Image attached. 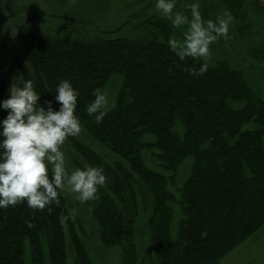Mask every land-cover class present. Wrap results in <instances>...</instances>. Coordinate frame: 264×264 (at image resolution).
<instances>
[{
  "label": "trees",
  "instance_id": "obj_1",
  "mask_svg": "<svg viewBox=\"0 0 264 264\" xmlns=\"http://www.w3.org/2000/svg\"><path fill=\"white\" fill-rule=\"evenodd\" d=\"M137 1V15L114 31L63 38L39 30L59 26L57 19L42 22L35 9L34 24L24 25L15 0H5L1 23L19 30L11 58L0 54V102L10 94L1 74L10 61L33 81L45 108L52 102L59 109L55 89L70 80L80 93L81 133L105 152L69 138L81 168L101 166L108 178L91 202L100 245L120 249L121 264H221L264 228V83L256 78L264 81V3L218 0L234 17L238 40L257 43L247 51L253 63L241 71L209 58L208 71L194 76L190 70L203 61H180L167 43L175 30L155 0ZM202 13L213 20L208 8ZM0 33L9 41L5 29ZM114 79L121 84L114 106L97 124L86 106L95 89L107 91ZM6 116L0 108V121ZM145 154L168 176L150 169ZM188 159L191 173L177 189ZM81 230L63 193L50 209L26 203L0 209V264H93Z\"/></svg>",
  "mask_w": 264,
  "mask_h": 264
},
{
  "label": "clouds",
  "instance_id": "obj_2",
  "mask_svg": "<svg viewBox=\"0 0 264 264\" xmlns=\"http://www.w3.org/2000/svg\"><path fill=\"white\" fill-rule=\"evenodd\" d=\"M155 8L175 30L167 41L171 52L180 61L202 60L199 69L192 68L190 74L203 76L209 69L212 45L221 38L229 39L232 14L226 11L215 20L204 19L199 0L187 5L188 11L178 10L177 0H155ZM41 96L32 80L21 78L14 81L9 98L0 102L7 113L0 121V209L23 203L34 210L50 209L65 190L85 203L98 199L99 189L107 183L101 166L70 170L63 151L69 138L82 132L77 114L79 90L70 80H61L54 97L58 110L52 102L47 108L42 106ZM93 96L86 112L99 124L112 106L105 89H95Z\"/></svg>",
  "mask_w": 264,
  "mask_h": 264
},
{
  "label": "rangeland",
  "instance_id": "obj_3",
  "mask_svg": "<svg viewBox=\"0 0 264 264\" xmlns=\"http://www.w3.org/2000/svg\"><path fill=\"white\" fill-rule=\"evenodd\" d=\"M199 2L201 14H203L202 11L204 9L208 8L213 20H215L217 16L224 14L218 0H199ZM261 2L264 3V0H261ZM4 3L5 0H0V16L5 14L4 11H2ZM188 4H190L189 0L177 5V7L183 10V6L187 7ZM141 7L142 4L137 0H15V11L18 13V16L22 18V24L26 25L28 23H33L35 18L32 12L36 9L37 15H39L38 19L42 22H52L53 19H57L60 24L59 26H52L50 24H46L47 26H43L45 24L39 26V24L40 32L63 38L73 36L88 37L89 34L94 36L93 32L101 30L114 31L126 21L127 15H137ZM0 29V31L5 29L8 34L7 37L9 41L7 40V42L5 41L4 43L2 42L3 40L1 41L0 36V54L4 58L3 61H8L11 58V49L18 46L16 35L18 34L19 28L18 25L12 21L3 25L0 19ZM261 31L257 32V34L261 33ZM1 34L2 33H0V35ZM262 34L264 35V31H262ZM256 44L257 43H241L235 35L232 26H230L229 39L225 40L221 38V41L214 43L211 48L210 58L214 60H227L234 68L246 71L247 68H250L251 63H253L249 59L247 51L251 46H255ZM17 49L19 50L20 59L26 64L24 54L19 48ZM10 62H7L8 66L2 69L1 74L7 79V84L11 89L14 81L21 79V75L17 72L18 66H16L15 61ZM11 73H15L16 75L10 76ZM256 78L257 82L262 86L264 83L263 77L257 74ZM120 85V81L114 79L111 82V86L107 89L112 107L114 106ZM9 95L10 94H8L7 99ZM75 138L81 143L105 153L103 149L90 141L83 133ZM63 151L66 154L70 170L81 168L83 161L70 140L63 146ZM144 160L145 164L150 169L164 176H168L159 166L158 162L151 160L150 154H145ZM192 164V159H188L181 167L177 178V189L184 185L191 173ZM170 189L175 193L177 191L175 187H171ZM62 193L67 199V205L71 215L82 227V235L86 241L93 264H121V250L104 249L98 241L97 227L93 218V207L91 205L92 200L80 203L76 198V194L71 191L65 190ZM142 224L143 221H141L140 225L141 232L144 231V224ZM140 241L142 242V239H140ZM221 264H264V228L225 258Z\"/></svg>",
  "mask_w": 264,
  "mask_h": 264
}]
</instances>
